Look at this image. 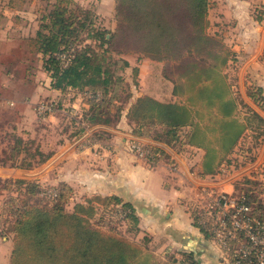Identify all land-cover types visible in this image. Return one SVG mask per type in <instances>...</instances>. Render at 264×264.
I'll return each mask as SVG.
<instances>
[{"label": "trees", "instance_id": "obj_1", "mask_svg": "<svg viewBox=\"0 0 264 264\" xmlns=\"http://www.w3.org/2000/svg\"><path fill=\"white\" fill-rule=\"evenodd\" d=\"M212 4V0H114L115 26L107 30L96 27L92 10L74 0L48 2L35 34L26 37V44L32 53L41 54L52 89L61 94L72 89L83 95L88 105L80 128L70 137L89 126L120 119L122 106L116 105L113 114L109 111L113 101L110 92L120 80L112 53L131 51L162 64L161 75L171 82V93L176 97H135L125 112L131 133L169 146L182 141L201 149V174H213L237 146L250 121L264 120L252 110L250 117L246 115L249 120L239 119V109L246 104L226 72L234 52L209 32ZM61 53H67L70 60L64 61ZM127 65L128 61L122 60V67ZM246 94L264 108L260 90L257 95L250 89ZM132 96L127 94V98ZM106 137L104 131L96 130L86 144ZM11 140L2 165L32 169L52 154L43 152L29 135L14 133ZM142 146L152 154L153 158H148L151 163L165 155L158 146ZM7 181V186H14L17 193L5 203L12 215L8 264H196L192 251L184 258L172 256L162 263L146 242H136L102 228L99 222L103 216L121 215L120 221L138 231L135 206L118 195L85 196L67 210L73 189L64 182L42 188L38 182L23 178ZM48 191H55V195L48 196ZM238 195L248 198L253 216L264 218V204L257 194ZM193 218L205 238L219 243L233 261L235 241L219 239L212 222L199 207H194Z\"/></svg>", "mask_w": 264, "mask_h": 264}, {"label": "rangeland", "instance_id": "obj_2", "mask_svg": "<svg viewBox=\"0 0 264 264\" xmlns=\"http://www.w3.org/2000/svg\"><path fill=\"white\" fill-rule=\"evenodd\" d=\"M50 1L0 0V264L9 263L12 248V233L9 231L12 215L9 214L5 203L10 196L17 195L14 186H7L9 184L7 179L23 178L38 182L42 188H46L52 186L51 184H59L57 179L60 178V173H62L61 170H55L56 166L52 169V166L43 167L51 156L44 163L32 169L2 165L1 161L5 158L4 151L7 149L8 143L13 141L11 139L14 133L35 138V144H38L45 153L63 147L62 140L66 139L69 142L68 148L72 151L76 153L80 150L87 151L85 156L88 158L91 167L98 161L100 166L103 167L102 170H104V168L109 167L107 162H111L115 153L109 152V147L104 151L102 150V154L96 150V148H99L97 144L107 141L106 138H99L92 148L86 143L89 141L93 130L94 132L96 130L104 131L105 137L107 134L109 136L111 132L116 137L112 140L109 139L107 143L113 144L114 148L117 146V151H125L134 159L147 164L151 169L152 167L164 166L166 169L172 170L177 175V180L175 176L174 181L179 184L181 182V184H185V181L187 184H197L196 180L199 181L202 175L201 172L197 174L196 167L202 160L199 153L202 154L203 151L201 152V149L182 141L169 147H172L171 150L174 156L177 153L180 154L191 166L193 182L186 179L184 172L179 167L180 165L170 155L159 157L156 162L151 163L149 159L139 158L133 150V143L139 144L141 147L144 143L140 140L143 137L131 133L132 127L125 114L130 102L141 92L159 100H174L176 97L171 93L170 81L164 79L161 75L162 64L141 57L131 51L112 53L113 60L117 61L114 68H116V74L120 77V80L113 85L110 92L113 101L109 111L113 114L116 112V105L122 106L123 113L120 119L112 120L107 125L89 126L80 134L77 133L78 135L70 137L73 132L80 128L84 109L88 105L84 102L83 95L72 89H68L67 94H61L59 91L52 89L50 78L43 67L41 54L32 53L26 44V37L35 34L40 22L39 18ZM74 1L82 7L92 10L96 27L107 30L114 28V3H111V0ZM212 2L213 4L209 9V32L220 37L234 52L233 57L226 66L228 78L239 97L243 98L242 100L245 98L251 107H256L257 103L246 96V93L250 89L257 95L260 90L264 97L263 89H261L263 87L259 85L264 81V75H261L251 66L252 62L259 60L257 58L258 50L264 46V20L262 23H260V20H256L259 18L264 19V13H261V17L259 13L257 14V10H262V8L257 7L258 3H253L251 0H214ZM216 2H219L220 6L222 5V11H219V5L217 6ZM228 2H231L232 7L227 6ZM9 4L12 5V8L9 7ZM261 6L264 7V3ZM226 8H232L235 12L232 15L230 13L225 15L224 10ZM238 10L243 11L240 13L237 12ZM244 14L249 16V21L243 16ZM259 23L260 28L257 27ZM86 42L90 41L87 39ZM122 60H127L128 65L122 67ZM243 68L246 69L245 73H243ZM128 93H132L133 96L127 98ZM115 95L117 97H114ZM46 103H53L55 109H51V111L43 110L44 108H41L40 105ZM250 106L246 104L240 107L239 119L245 121L247 114L248 117L251 116L252 108ZM253 122L254 127L249 128L248 131L246 130L247 132L245 131L247 138L241 141L238 149L234 152L235 155L233 154L229 158L231 161L226 159L221 162L218 173L221 178L233 173L230 177L234 180L233 183H236L232 184L233 192L235 194L240 192L251 194L253 192V194H257L259 201L264 204V161L261 162V166L256 161L255 165H252L264 144L262 137L264 124L257 119ZM183 132H181V138H184ZM102 146L104 145H101V148ZM253 166L259 167L248 171ZM245 168H247V172ZM178 179L183 181L179 182ZM108 184H110L111 189L112 183L108 182ZM83 190V187L79 185L74 187L66 204L67 210H71L74 203L83 200ZM118 192H120L123 201L131 199L129 196L131 194L125 195L126 193L119 189ZM200 197L196 201L200 200ZM191 202H193V199H191ZM179 206L185 209V212L186 209L190 211L187 212L190 220H188L189 225L186 226L202 233L204 237V232L196 227L194 223L193 209L197 207V202L188 204L180 199ZM135 210L139 219L138 231L135 228L130 229L125 221H120L119 217L121 215L113 218L109 215L103 216L99 223L102 228L119 232L131 240L141 243L146 242L148 249L152 250L156 259L162 263H167L172 256L181 259L186 257L185 255L191 254V251L186 250L183 246L186 240L184 234L181 235L179 232L169 234V232L163 231L158 222L147 214L148 211L145 208L136 205ZM173 238L177 241L174 242ZM215 243L217 247L219 246L223 250L219 243L216 241ZM221 256L227 257L222 253Z\"/></svg>", "mask_w": 264, "mask_h": 264}, {"label": "crops", "instance_id": "obj_3", "mask_svg": "<svg viewBox=\"0 0 264 264\" xmlns=\"http://www.w3.org/2000/svg\"><path fill=\"white\" fill-rule=\"evenodd\" d=\"M251 1L253 3H258V5L256 6L262 8V10H257V14L259 13L261 17V13H264V7L261 6V4L264 3V0ZM111 3H114V0H111ZM216 3L217 6L220 4L219 2ZM244 5L246 6V4ZM227 6L232 7L231 2H228ZM219 8V11H222V5H219ZM242 11L243 10H238L237 12L242 13ZM233 12L235 11H233L232 8H226L224 10L225 15H227L228 13L232 15ZM247 14H244L243 16L246 18L247 21H249L250 19ZM256 20H260V23H262L264 19L259 18ZM260 23L259 25H257V27L259 26V28L261 27ZM258 51L259 53L257 58H259V60H255L254 62H252L251 66L254 70L260 72L261 75H264V46L261 49L259 48ZM245 71L246 69L243 68V73H245ZM259 85L260 87H263L261 89H263L264 95V81L261 82V84ZM142 94L145 93L141 92L137 96H140ZM243 101L245 104L250 106V104L246 102L245 98ZM251 108L252 111L256 112L258 116L264 120V108L262 106L256 105V107ZM245 118L247 119V117ZM240 120L243 121L242 119ZM247 120H249V118ZM254 125V122L251 120L248 127L245 128L244 133L240 138L237 146L233 149L230 154L226 156L227 159L231 158L233 154L235 155L234 152L236 151V149H238L241 141L244 138H247L245 131H248V129H251V127H254ZM115 137L116 135L110 132L109 136L107 134L106 140H112ZM262 137L264 141L263 133ZM65 140H62L63 143H61L64 148L61 147L58 150H56L55 148L52 151L51 157L49 158V160H47L45 166H43H52L51 169L56 166L55 170L62 171V173H60V178L57 179V182H64L65 184L69 185L73 190L74 187L78 185L83 187V200L85 196H91L93 194L107 195L111 193L112 195L114 194L121 197L120 192H118V189L120 191L122 190L123 192H125V195L131 194L129 195L131 199L127 201L133 203L134 206L137 205V207L141 206V208H145V210L148 211L147 214H149L154 221L158 222L160 228L163 231L169 232V234H174L178 232L181 233V235L184 234L186 240L184 241L183 246L186 250L193 252V259L196 261V264H231L232 260L229 259V257L224 258V256H221V253L222 255H227L225 254L224 250H221L219 246L217 247L215 240H209L207 238H204L205 236L203 237L202 233L196 231L195 229L189 226H186L189 225L188 220L190 219L187 212L190 211L186 209L185 212V209L179 206V202L181 199L183 200V202L185 201L188 204H192L196 202V200L200 197V194L203 190L226 191L233 193L234 188L232 187V184H236L233 183V179H230L231 174L233 173L221 178L220 174L218 173L219 168H217V170L213 174L211 173L201 175V178L199 180L200 182L196 180L197 184H187L186 181L184 182L185 184H181V181L183 180L180 181V179H178V181L181 182L179 184L177 181H174L175 176L177 180V175L174 174L172 170L166 169L164 166H157V169L155 167H152L151 169L149 166H147V164L134 159L125 151H117V146H115L114 148L113 144H108L107 141L99 142L97 144L99 145V148H96V150L98 151V153L102 154V150L104 151L109 147V152L115 153L113 154L111 162H107V165H109V167H106L104 168V170H102L103 167L100 166V163L98 161H96V164L91 167L88 158L85 156L87 151L80 150L76 153L75 151H72L68 148L69 142L68 140ZM122 140H124V138H122ZM140 140L145 144H151L160 147L165 152L164 156L170 155L171 158L174 159L180 165L179 167L184 172L186 179H189L193 182V172L190 170L191 166H189L187 161L180 154L177 153V155L174 156L171 150L172 147H169V145L155 142L152 139L148 138H140ZM97 141L98 140L89 144L90 147L92 148ZM101 145L104 146H102L101 148ZM200 151L202 152L203 150ZM260 152H258L257 158H255L252 165H255V161L258 162V165H260L261 162L264 161V144L262 145ZM203 153L204 152H202V154L199 153L201 158L203 157ZM229 161L231 160L229 159ZM255 167L257 168L259 166H253L248 169V171L254 169ZM196 168L197 174L199 172H202V160ZM245 169L247 172V168ZM168 175H171L172 177H169ZM108 182L112 183L111 189L109 187L110 184H108ZM51 185L57 186L58 184ZM191 199H193V202H191ZM187 236H189L190 238H188ZM173 239L175 240L174 242L177 241V239Z\"/></svg>", "mask_w": 264, "mask_h": 264}, {"label": "built area", "instance_id": "obj_4", "mask_svg": "<svg viewBox=\"0 0 264 264\" xmlns=\"http://www.w3.org/2000/svg\"><path fill=\"white\" fill-rule=\"evenodd\" d=\"M60 56L66 62L70 60L67 53ZM40 106L43 110L53 109V103ZM132 147L139 158H152V154L139 144L133 143ZM48 192V196L55 195V191ZM200 196V200L196 201L197 207L212 222L215 235L223 241H235L231 264H264V218L251 214L252 207L246 201L248 198L214 190H203Z\"/></svg>", "mask_w": 264, "mask_h": 264}]
</instances>
